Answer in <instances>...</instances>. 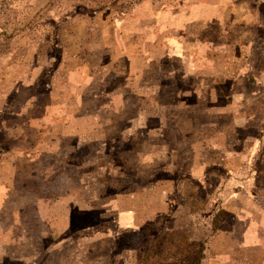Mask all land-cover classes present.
Listing matches in <instances>:
<instances>
[{"label": "rangeland", "instance_id": "rangeland-1", "mask_svg": "<svg viewBox=\"0 0 264 264\" xmlns=\"http://www.w3.org/2000/svg\"><path fill=\"white\" fill-rule=\"evenodd\" d=\"M260 86L264 0H0V264H142L212 227L264 260Z\"/></svg>", "mask_w": 264, "mask_h": 264}, {"label": "crops", "instance_id": "crops-1", "mask_svg": "<svg viewBox=\"0 0 264 264\" xmlns=\"http://www.w3.org/2000/svg\"><path fill=\"white\" fill-rule=\"evenodd\" d=\"M264 87L260 86V89H263ZM238 154V153H237ZM236 161H238L237 169H240L241 159H244L243 154H238L235 156ZM229 171L232 172L234 175L235 172L232 171V168H228ZM235 171L236 168L234 167ZM229 179V178H228ZM227 182V181H226ZM246 183H250V179H246L243 181L241 185L247 186ZM227 184H232L235 186L237 184L236 180L228 181ZM225 185V186H226ZM240 186V184H238ZM247 189V188H246ZM235 192V191H234ZM247 192V191H246ZM237 193V191H236ZM247 195V193H245ZM239 193L238 197L236 195V199H239V201L242 199L243 203L241 205H231V203L222 205L221 209L224 213L232 214L234 216V220L237 223V221H240L238 214H247V210H244L243 204H246L245 197L240 196ZM260 214L263 213V211L260 209ZM235 225H238L236 224ZM234 225V227H235ZM175 229V228H174ZM214 230V231H213ZM240 231L237 228H234L233 230H221V228L215 229L214 227L211 228L210 235L203 238L196 237L198 241H201L205 243V258L203 261V264H248L246 257L247 252H253L257 253L258 259L260 260L258 264H264V260L260 259L262 258L261 252L263 251V247L261 248L256 244V246H252L247 244V241L241 240V241H234V239L240 238L239 236ZM209 234V231H208ZM201 239V240H200ZM206 239V240H205ZM236 243H238V246H234ZM254 259L256 260L257 257L255 256ZM255 264H257L255 262Z\"/></svg>", "mask_w": 264, "mask_h": 264}, {"label": "trees", "instance_id": "trees-1", "mask_svg": "<svg viewBox=\"0 0 264 264\" xmlns=\"http://www.w3.org/2000/svg\"><path fill=\"white\" fill-rule=\"evenodd\" d=\"M248 81H255L248 77ZM153 239L146 238L140 248L142 264H203L205 243L190 240L183 231L156 233Z\"/></svg>", "mask_w": 264, "mask_h": 264}]
</instances>
